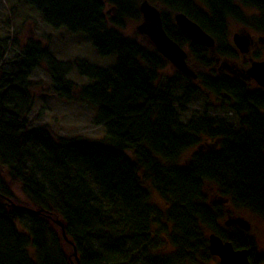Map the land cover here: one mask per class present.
<instances>
[{
	"label": "trees",
	"instance_id": "16d2710c",
	"mask_svg": "<svg viewBox=\"0 0 264 264\" xmlns=\"http://www.w3.org/2000/svg\"><path fill=\"white\" fill-rule=\"evenodd\" d=\"M140 1L0 0V264H79L75 250L80 264H178L153 246L157 218L179 253L183 247L190 253L207 252V226L222 230L218 235L236 248H249L252 264L263 263L253 236L238 227L226 231L219 221L227 201L264 218V89L217 70L198 75L232 109L229 114L236 112L240 130L212 124L189 130L175 106L186 101L173 93L177 75L191 81L190 90L196 89L193 81L182 72L161 81L167 58L153 44L121 32L127 18H142ZM149 1L160 8L170 37L189 44L207 68L216 66L215 58L227 46L229 19L246 24L235 0ZM252 1L261 6L264 31V0ZM179 12L216 39L213 51L193 43L176 26L170 15ZM40 15L55 28L82 33L101 55L113 56L115 64L74 62L73 68L89 80L75 91L66 77L72 67L39 40H27L17 55L7 58L25 25ZM223 53L234 52L227 46ZM42 62L62 98L97 109L95 123L106 128L103 139L54 135L48 124L32 126L30 75ZM198 132L212 141L197 147L190 166L177 165L192 139L202 138ZM3 172L21 184L32 204L18 200ZM143 176L168 201L167 210L153 215ZM209 184L217 188L219 199L206 200ZM58 219L65 222L68 240Z\"/></svg>",
	"mask_w": 264,
	"mask_h": 264
},
{
	"label": "rangeland",
	"instance_id": "374dc122",
	"mask_svg": "<svg viewBox=\"0 0 264 264\" xmlns=\"http://www.w3.org/2000/svg\"><path fill=\"white\" fill-rule=\"evenodd\" d=\"M6 2V0H4ZM142 1V0H141ZM139 2V4L141 3ZM237 4L244 11V17H246V24L239 23L234 19H229L226 45L230 47V52H236L238 48L233 42V35L236 32L244 30L246 33H251L254 36L259 34L262 36L264 34L263 29L260 28L262 16L260 15V7L258 8L255 4H252V0H235ZM250 2V3H248ZM138 4V5H139ZM4 8L8 6L4 3ZM111 8V7H108ZM108 11V10H107ZM173 21H175V14L172 13ZM0 17H4V12ZM33 20L25 25L24 31L19 35L18 41L12 42L7 52V58L17 55L21 49L22 45L29 39H36L41 41L43 45L50 48L51 53L61 61L66 62L72 67L71 71L67 74V79L72 83V89L75 91L79 90L83 85L89 83L87 76L80 75L75 68H73L74 62L85 61L95 66L109 67L115 64V59L113 56L101 55L98 50L92 45L91 40L88 39L82 33H74L68 30L66 27L55 28L50 23L46 22L43 15L35 16ZM143 20L139 18H127L125 21V28L121 31L126 36L137 39L143 44H150L151 41L147 36L141 34L136 28ZM152 44V43H151ZM224 45V44H223ZM222 52H225V48ZM183 47L189 52L188 61L191 67L195 69L197 74L200 75H211L216 74L218 65H212L210 68L205 67V65L198 59L196 52L189 46V44ZM239 51V50H238ZM240 52V51H239ZM255 55H258V59H264V48L259 47L254 50ZM253 53V54H254ZM234 54V53H233ZM233 54H227V56L234 57ZM221 56H223L221 54ZM215 58V57H214ZM168 60V59H167ZM239 61V59H237ZM206 61L207 55H206ZM209 62V61H208ZM216 71V72H215ZM178 71L174 65L168 60L167 66L161 71V81L165 82L169 80L168 78H174ZM184 74V73H183ZM180 80L178 81L176 88L174 90V96L183 98L186 102H177L175 106L179 110V118L181 123L186 126L191 131H200L205 127L224 125L229 132H238L240 130V119L236 112L231 115L229 112L232 110L226 104L222 105V101L217 96L210 93L208 88H205L202 84V78L193 80L194 87L196 89L190 90V83L186 78L177 75ZM30 79L32 80V85L30 88L31 95L34 98V106H32V112L28 115L29 120H31L32 126L48 124L50 131L54 135H64L66 137L80 136L89 139L101 140L106 135V128L104 125H96L95 117L97 114V109L86 102H80L78 100H68L62 98L60 94L53 87V80L48 73L45 62H42L40 66L34 68L31 71ZM258 83H252L251 87L256 88ZM194 90V91H193ZM226 105V106H224ZM234 111V110H233ZM198 136L202 138L192 139L193 143L187 150L183 151L178 161L177 165L180 166H190V161L194 158L197 147L201 144H205L206 141H212L209 137L204 138L202 132H198ZM207 136V135H206ZM218 142L210 145V148L216 147ZM205 148V146H202ZM161 161L166 163L162 158ZM5 182L11 185L13 192L16 194L18 200L24 204H32L31 198L23 190L22 186L18 182H13L9 178L6 172H3ZM143 184L148 189V200L151 203L153 215L157 213L159 209L167 210L168 201L164 198L160 192L154 188L153 181L146 177H142ZM1 188V186H0ZM206 200L219 199L221 196L217 191L216 187L211 184L205 187ZM210 199V200H209ZM227 208L223 218L219 221V225H222V229L228 230L238 227L237 225L227 226L225 221L231 217L242 216L247 219L248 223L251 225L250 231H245V233L253 236L256 241V249L258 252L264 254V218L260 217L258 214L251 212L249 209L236 207L231 201H227ZM176 209L174 208V211ZM176 212V211H175ZM178 213V212H176ZM156 223L154 225V234H157L156 241L153 246L161 250L165 255H169V258L175 260L178 264H219V257L211 254L209 250V235L212 233L224 234L222 230H210L207 226L204 230L207 235L206 246L208 251L201 250L200 252L190 253L187 247H183L181 253L178 252V248L169 237V232L163 228V224L158 222L159 219H155ZM170 226L173 222H168ZM218 225V227H219ZM220 228V227H219ZM60 229L56 228V233L60 234ZM223 237V236H222ZM225 237V236H224ZM52 241H54L52 239ZM67 245V244H66ZM56 248V246H54ZM59 247V244H58ZM62 247V246H60ZM204 247V246H203ZM264 264V263H262Z\"/></svg>",
	"mask_w": 264,
	"mask_h": 264
},
{
	"label": "water",
	"instance_id": "95a60500",
	"mask_svg": "<svg viewBox=\"0 0 264 264\" xmlns=\"http://www.w3.org/2000/svg\"><path fill=\"white\" fill-rule=\"evenodd\" d=\"M140 11L143 20L136 27L138 31L147 36L157 51L167 58L178 71L194 80L199 78L197 72L188 63L189 52L179 42L170 37L166 31L161 11L156 6H153L149 0H143L141 2ZM175 15L176 26H178L193 43L205 46L212 51L215 49L216 39L202 26L185 13L179 12ZM233 42L240 53L245 54L250 51L252 37L248 33L237 32L233 36ZM223 66L236 77H242L247 80L253 78L258 83L259 87L264 89V61H252L251 67L244 71L235 69L228 64ZM21 207L29 209L30 211H37L32 208H27L26 206ZM56 222L62 227L64 238L68 240L65 222L62 219H58ZM225 223L227 226L237 225L245 231H250L251 229L250 223L242 216H230ZM208 247L212 255L219 257V264H252L249 259L250 251L248 249H238L231 241L224 240L216 233L209 235ZM74 256H76L80 264L77 250L74 251Z\"/></svg>",
	"mask_w": 264,
	"mask_h": 264
},
{
	"label": "flooded vegetation",
	"instance_id": "af4514ba",
	"mask_svg": "<svg viewBox=\"0 0 264 264\" xmlns=\"http://www.w3.org/2000/svg\"><path fill=\"white\" fill-rule=\"evenodd\" d=\"M240 32L246 33V32H244V30H242ZM250 35L252 37V44L250 47V51L248 53L242 54L237 50L236 52L234 51V54H233L234 57H232V56H227V53L224 54L222 52L223 56L220 55V56H217L215 58V61L218 65L217 73L218 72L220 74L224 73V74H227L229 76L236 77L229 70L225 69L223 65L228 64V65H231L232 67H234L235 69H240L241 71H244V70H247L248 68L251 67L252 61H264V59H258L259 58L258 55H255V53H254V50H257L259 47L262 46V48H264V34L262 36H260L259 34L254 36L253 34L250 33ZM237 59H239V61ZM236 78H240L244 81H247L250 84H251V82L257 83L253 78L251 80H247V79H244L242 77H236ZM257 87H259V86H257ZM247 249L250 251L249 248H247ZM257 253L262 254L258 251H257ZM250 255L251 254H249V259H250ZM250 261H251V259H250ZM263 263H264V261H263Z\"/></svg>",
	"mask_w": 264,
	"mask_h": 264
},
{
	"label": "bare ground",
	"instance_id": "6f19581e",
	"mask_svg": "<svg viewBox=\"0 0 264 264\" xmlns=\"http://www.w3.org/2000/svg\"><path fill=\"white\" fill-rule=\"evenodd\" d=\"M142 1H143V0H142ZM142 1H141V2H142ZM151 3H152V2H151ZM140 4H141V3H140ZM152 4H153V3H152ZM153 6H155V4H153ZM156 7H157V6H156ZM157 8H158V7H157ZM158 9L160 10V8H158ZM160 11H161V10H160ZM161 13H162V12H161ZM173 39H174V38H173ZM174 40H175V39H174Z\"/></svg>",
	"mask_w": 264,
	"mask_h": 264
}]
</instances>
